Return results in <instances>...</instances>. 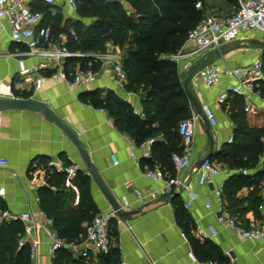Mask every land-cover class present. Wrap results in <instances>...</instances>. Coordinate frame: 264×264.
Returning a JSON list of instances; mask_svg holds the SVG:
<instances>
[{
    "label": "crops",
    "instance_id": "0c3cea01",
    "mask_svg": "<svg viewBox=\"0 0 264 264\" xmlns=\"http://www.w3.org/2000/svg\"><path fill=\"white\" fill-rule=\"evenodd\" d=\"M24 1L32 10L43 13L41 24L53 28L56 44L68 45L83 33L84 27L93 22L91 17H83L81 22L84 26L78 30L74 25L79 18L78 12L67 0H55L53 5L44 0ZM256 41L264 42V32L258 29L243 32L236 40L222 44L218 49L193 56V67L196 69L210 63L223 68L251 64L257 59H263L264 55V45ZM107 46H111V51L123 50L118 44L108 43ZM183 46L189 50L195 45L193 41H185ZM248 46L251 48L247 49ZM28 50L26 42L11 38L8 20L0 19V98L34 97L53 109L76 132L88 153L89 162L99 170L120 204L127 210H138L129 219L117 216L112 222V247L120 252V264L122 260L126 264H198L191 260L189 251H193L199 259H213L218 264H264V239L251 241L219 223L216 197L219 185L225 183L234 172L253 175L261 171L263 177L259 183L239 190L238 196L246 198L243 203L231 208L225 197L224 200L236 220L245 226L251 221L261 222L264 219V150L259 164L253 169H236L216 157L229 143L231 133H234L232 111L242 110L243 106L249 124L264 127V94L260 89L259 94L252 96L249 110L245 109V101L243 105L237 102L241 95L230 94L224 102H219L220 93L229 90L235 83L233 77L223 74L216 85H200L195 89L189 71L183 68L185 59L177 64L184 88L187 84L201 107L205 103L212 107L217 123L213 125L203 109L198 111L189 97L188 118L193 117L194 123L191 161L180 171L174 167L175 172L171 174L161 167L154 153L151 157L143 156L141 147L136 149L137 156L132 157L131 144L141 142H137L128 130L119 126L109 110L97 104L96 91L101 90L104 95L112 89L131 104L136 115L144 118V97L141 92L129 90L128 82L125 90L120 89L113 77L112 67L100 69L95 80L79 86L71 87L63 80L49 77L39 88H35L33 79L24 74L22 69L35 68L43 59L38 55L27 54ZM77 52L85 53L82 58H87L93 57L92 54L97 51ZM92 61H95L94 58ZM50 72L46 70V73ZM33 74L35 77L37 71ZM156 136L165 140L162 133ZM55 156L80 164L81 171L90 175L88 163L72 138L55 121L49 119L42 108L0 110V158L9 160L7 165H0V217L5 211L14 214L30 212L39 221L26 234L30 252L35 250L34 256H31L32 264H55L58 253L61 257L56 259L57 264H103L102 253L93 251L89 258H79L67 247L57 253L50 250L45 227L51 218L46 215L41 204L38 189L42 185L35 171ZM206 156H213V161L219 164L222 171L211 182L200 183L194 169ZM156 166H160L167 176L178 175L185 180H192V189L197 195L189 207L185 202L192 191L182 187L174 193L161 194L152 199L139 198L136 190L148 192L164 186V181L146 175L149 168ZM75 177H67L63 185L62 201L65 209L79 205L81 191L74 183ZM126 181H131L130 185L127 186ZM256 185L257 191L253 193ZM91 193L101 212L113 211L92 177ZM173 196H178L187 210L189 231L176 219ZM257 196L260 200L254 209L253 202ZM209 201L211 205L207 207ZM192 238H196L199 243L193 244Z\"/></svg>",
    "mask_w": 264,
    "mask_h": 264
},
{
    "label": "trees",
    "instance_id": "16d2710c",
    "mask_svg": "<svg viewBox=\"0 0 264 264\" xmlns=\"http://www.w3.org/2000/svg\"><path fill=\"white\" fill-rule=\"evenodd\" d=\"M196 1L79 0V18L75 20V27L79 30L84 26L81 22L83 17H91L93 22L84 27L77 39L66 44L72 51H105L108 43L118 44L123 48V64L128 74L127 88L143 94L145 117L136 115L131 104L112 89L104 95L101 90L96 91L97 104L109 110L119 126L128 130L139 143L151 137L156 138V134L162 133L165 140L156 138L153 153L161 167L171 174L175 172L172 155L180 153L183 148L178 126L190 114L189 96L181 81L178 65L171 55L181 48L190 31L202 19L203 15L201 9L196 7ZM51 29L53 31L52 27ZM92 59L93 57L88 56L71 57L67 70L72 72L77 65L98 69L99 62ZM257 83V89L264 94V81ZM237 102L243 105L244 98H238ZM231 114L235 123L234 139L216 157L236 169H253L259 164L263 154L264 127L251 126L243 106L242 110L232 111ZM209 158L213 160V156ZM64 159L68 162V159ZM262 177L261 171L253 175L234 172L224 183V197L229 207L243 203L246 198L238 196L239 190L259 183ZM66 179L64 172L53 171L47 175V184L40 186L38 193L43 209L52 219L53 227L59 235L77 242L86 236L88 225L101 211L91 193V177L82 171L78 172L74 180L81 191L79 205L65 209L62 200ZM257 186L253 193L257 191ZM259 200V196L254 198V209ZM172 201L176 205L178 223L189 231L190 218L187 210L178 196H173ZM114 220L115 217L110 219V235ZM25 233V225L20 220H3L0 223V264L32 263L30 243L26 241L19 246V239ZM192 241L195 245L199 243L196 238H192ZM57 256L56 259L61 257L60 253ZM102 262L120 264L119 250L111 247L108 253L103 254Z\"/></svg>",
    "mask_w": 264,
    "mask_h": 264
},
{
    "label": "built area",
    "instance_id": "2783aa9c",
    "mask_svg": "<svg viewBox=\"0 0 264 264\" xmlns=\"http://www.w3.org/2000/svg\"><path fill=\"white\" fill-rule=\"evenodd\" d=\"M46 3L53 5L55 0H44ZM74 10L78 9L79 0H67ZM202 2L198 1L196 7L200 9ZM6 18L10 24V35L14 41H24L28 44L29 50L27 54L38 55L43 61L35 68H23L22 72L28 75L34 81L35 88H39L44 81L49 78L63 80L69 86H79L91 82L97 78L100 69H109L112 67L113 77L120 89L125 90L128 82V74L124 68V53L119 50L111 51L108 47L105 51L92 54L95 62H99V68L94 69L92 66H78L74 71L67 70V64L70 57L85 56V53L72 51L64 43H54V35L50 26L42 25L43 13L32 10L24 0H0V19ZM258 29L264 32V0H238L237 10L230 15H217L207 13L202 16L200 22L192 29L188 35L187 42L193 41L194 47L187 50L185 46L181 47L177 52L171 55V58L177 63L183 62V68L189 71L190 80L195 89L200 85L214 86L223 74L229 75L235 79V83L231 85L229 90L223 91L219 95V102H224L230 94L241 95L245 101V109H250L251 98L253 95L259 94L257 89V81L264 80V63L263 59H257L251 64L238 67L223 68L215 63L206 64L200 68L193 67V56L204 54L211 49H218L222 44L236 40L243 32ZM251 47L248 46L247 49ZM264 49V47H263ZM50 73H46V70ZM34 71L37 75L34 77ZM1 81V78H0ZM202 109L206 117L211 123H217L216 115L212 107L205 103ZM178 131L182 138V151L173 153L172 161L175 169L180 171L187 167L191 161V154L194 145V123L193 117L180 121ZM234 139V133H231L228 139L229 143ZM156 141L155 137L148 138L140 144L133 142L131 144V156L136 157V149H143V156L151 157L153 155V145ZM9 160L5 157L0 158V165H7ZM82 166L75 162H66L61 157H52L46 165L37 168V180L39 184H47V175L53 171L64 172L68 179L75 177ZM219 164L215 163L207 157L203 163L194 169L197 179L200 183H208L213 177L221 172ZM146 175L154 180L164 181V186L159 190H136L137 195L141 199H152L161 194H171L178 191L181 187L191 190L190 198L186 200L185 205L189 207L192 199L197 195L192 189V180L183 179L176 176H167L160 166L149 168ZM131 181H126V185H130ZM218 213L217 220L226 227H230L236 231L238 235L251 241L264 239V219L261 222L251 221L245 226L239 223L232 215L224 200V183L220 184L217 192ZM211 202H207L210 207ZM117 217L115 211L97 213L91 223L87 227L86 236L77 242L69 241L59 235L52 226L49 219V225L45 227L48 235L50 250L57 253L62 248H69L76 257L89 258L91 253L97 252L106 254L112 247V237L109 232L110 219ZM3 220H20L25 223V235L19 239V246L26 241L27 232L39 224V221L30 213L24 212L14 214L5 211L0 217V223ZM185 236V233H183ZM32 249L31 256H34ZM192 261L198 264H218L213 259H199L193 251H189ZM32 264V263H31ZM121 264H126L124 260Z\"/></svg>",
    "mask_w": 264,
    "mask_h": 264
},
{
    "label": "water",
    "instance_id": "95a60500",
    "mask_svg": "<svg viewBox=\"0 0 264 264\" xmlns=\"http://www.w3.org/2000/svg\"><path fill=\"white\" fill-rule=\"evenodd\" d=\"M256 42L264 45L263 41H256ZM185 88H186V91L189 97L191 98V101L196 107V109L198 111H202L201 105L197 103L195 96L193 95L192 91L187 87V84H185ZM15 108H28V109H34V110H38L42 108L44 110V113L49 119L55 121L62 129L65 130V132L72 138L73 142L79 149L82 157L87 161L88 166H89L88 173L93 178V180L96 182V184L99 186L101 191L104 193L105 197L107 198V200L109 201L111 205V208L113 209V211H115L118 217H120L121 219H129L134 213L138 211L135 209L127 210L120 204L118 199L112 193L110 187L105 182L99 170L96 167L92 166L91 163L89 162L88 153L83 148L76 132L69 125H67L64 121H62L53 109H51L45 103L35 99L34 97H3V98H0V110L15 109ZM207 157L209 156L202 158L199 161L198 166H200Z\"/></svg>",
    "mask_w": 264,
    "mask_h": 264
},
{
    "label": "rangeland",
    "instance_id": "374dc122",
    "mask_svg": "<svg viewBox=\"0 0 264 264\" xmlns=\"http://www.w3.org/2000/svg\"><path fill=\"white\" fill-rule=\"evenodd\" d=\"M202 2L201 13L202 15L207 13L217 15H230L237 10V0H197ZM109 47V46H108ZM111 49V46L109 47ZM123 52V50L121 49Z\"/></svg>",
    "mask_w": 264,
    "mask_h": 264
}]
</instances>
